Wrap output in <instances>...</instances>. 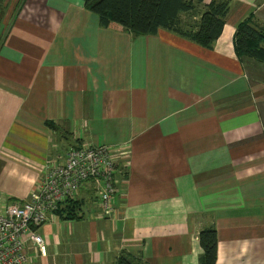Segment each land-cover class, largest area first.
Here are the masks:
<instances>
[{
	"label": "crops",
	"instance_id": "1",
	"mask_svg": "<svg viewBox=\"0 0 264 264\" xmlns=\"http://www.w3.org/2000/svg\"><path fill=\"white\" fill-rule=\"evenodd\" d=\"M228 1L208 50L103 29L80 0H0V210L71 149L129 151L113 216L83 184L31 264H199L207 229L216 264H264V65L233 48L239 24L264 30V0Z\"/></svg>",
	"mask_w": 264,
	"mask_h": 264
},
{
	"label": "trees",
	"instance_id": "2",
	"mask_svg": "<svg viewBox=\"0 0 264 264\" xmlns=\"http://www.w3.org/2000/svg\"><path fill=\"white\" fill-rule=\"evenodd\" d=\"M24 0H19L17 9ZM84 9L94 15L99 26L106 30L120 31L132 37L155 36L165 31L203 49H212L221 36L229 14L228 0H80ZM14 18V16H13ZM237 58H247L264 65V30L247 22L239 24L233 38ZM49 128L56 129L48 124ZM56 213L63 220L74 218L76 203ZM64 214V215H63ZM203 252L199 264H216L217 236L214 229L198 235ZM117 264H143L126 255Z\"/></svg>",
	"mask_w": 264,
	"mask_h": 264
},
{
	"label": "built area",
	"instance_id": "3",
	"mask_svg": "<svg viewBox=\"0 0 264 264\" xmlns=\"http://www.w3.org/2000/svg\"><path fill=\"white\" fill-rule=\"evenodd\" d=\"M125 147L84 146L67 152L64 162L48 166L44 177L21 205L0 210V264H31L30 244L45 257L39 229L67 202H74L83 184L91 183L97 195L99 218L114 214L113 201L119 191L118 165L127 168Z\"/></svg>",
	"mask_w": 264,
	"mask_h": 264
}]
</instances>
